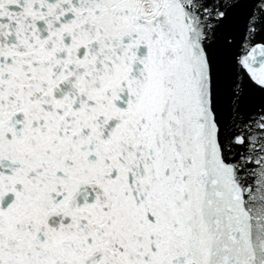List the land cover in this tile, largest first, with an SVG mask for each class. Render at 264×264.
Wrapping results in <instances>:
<instances>
[{
	"label": "snow or ice",
	"instance_id": "obj_1",
	"mask_svg": "<svg viewBox=\"0 0 264 264\" xmlns=\"http://www.w3.org/2000/svg\"><path fill=\"white\" fill-rule=\"evenodd\" d=\"M0 264H264V0H0Z\"/></svg>",
	"mask_w": 264,
	"mask_h": 264
}]
</instances>
